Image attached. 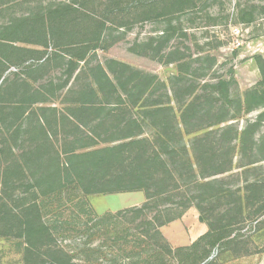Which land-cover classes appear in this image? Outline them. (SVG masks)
Returning <instances> with one entry per match:
<instances>
[{
	"label": "rangeland",
	"instance_id": "obj_1",
	"mask_svg": "<svg viewBox=\"0 0 264 264\" xmlns=\"http://www.w3.org/2000/svg\"><path fill=\"white\" fill-rule=\"evenodd\" d=\"M117 1H122L119 9L123 8V13L119 10L109 12L113 0H0V101L19 97L36 99L28 106L22 131H33L38 127L37 120L44 119L49 135L47 141L37 132L12 136L15 127L6 126L14 117L6 115L8 111L1 114L0 110V195L16 199L27 193L24 187L17 186L14 178L6 185L1 184L4 174L15 173L13 165L20 160L22 150L41 143H53L59 150L78 145L106 146L124 134L113 130L117 118L141 116L139 105L142 100L130 109L120 110L119 117L109 115L101 126L95 110L86 109L80 114L74 109L76 101L88 102V106L95 105L96 101L107 102L102 97V100H96L89 96L88 89L98 65L111 76L113 73L106 64L123 62L131 69L155 74L168 83V79L178 72V62L191 63L197 57L209 55L215 60L210 67L202 65L205 68L192 76L196 83H216L222 79L232 82L230 91L237 89L241 94L260 79L253 57L260 54L264 58V0H210L207 6L200 5L191 13L173 17L170 22L155 18L140 20V17L134 20L132 15L127 16L126 10L131 5L141 4L142 0ZM81 5L84 10L80 12L105 19L106 27L98 45L77 63L70 75L72 64L64 50L69 48H55L53 41L48 46L38 42H43L49 23L53 25L57 15L67 11L64 7L79 8ZM141 11L138 9L139 13ZM126 17L129 24L121 26L119 23ZM233 27L239 29L238 34L233 33ZM167 28H171L169 39L157 51L158 36ZM59 30L60 35L63 33L61 41L68 42L67 30L61 27ZM176 48L175 54L167 56ZM191 64L193 68L199 65L196 61ZM162 93V88L156 89L147 97L146 103L167 101ZM107 99L106 111L114 109L120 102L115 94ZM256 120L259 124L252 135L253 144L243 153L240 132L247 123ZM228 125L234 130L233 137L225 142L215 162L223 163V169L227 170L205 179L217 180L223 192L200 202V211L195 206L196 200H192L179 219L160 228L170 248L164 255L166 264H264V193L256 198L250 188L264 181V157L256 151V144L264 135V108L242 112L234 119L207 127L205 131L220 132ZM106 128L109 130L105 131ZM190 137L192 135L185 139ZM209 140L216 146L222 144L217 138L210 137ZM212 169L209 166L206 173H211ZM185 193L188 197L191 195L187 190ZM75 195L76 192H64L52 197L37 211L54 231L51 246L64 250L74 264H143L155 246L154 238L148 239V247L136 248L127 258L122 251L125 245L113 241V233L105 231L107 226L98 225V222L109 214L115 215L108 223L109 227L114 222H121L123 217L116 216L117 212L141 206L144 193L90 194L83 196L81 201ZM19 210L20 206L13 211ZM201 216H207L214 227L225 226L224 236L213 246L201 241L192 247L201 231L198 227ZM10 224L8 221L0 223V264H37L40 261L37 255L47 260L60 255L49 254L48 246H43L40 253L26 254L25 244L22 238L14 235V230L5 235ZM117 226L121 227L119 223ZM58 258L63 264L65 257Z\"/></svg>",
	"mask_w": 264,
	"mask_h": 264
},
{
	"label": "trees",
	"instance_id": "obj_2",
	"mask_svg": "<svg viewBox=\"0 0 264 264\" xmlns=\"http://www.w3.org/2000/svg\"><path fill=\"white\" fill-rule=\"evenodd\" d=\"M113 1L109 12L119 10L123 13L124 9H119L122 1ZM208 1L210 0H142L141 4L131 5L126 14L136 18L134 20L140 17V20L155 18L170 22L173 17L191 13L200 5L207 6ZM64 9L67 11L57 15L56 23H49L50 26L43 35V42L38 43L48 46L49 42L53 41L55 48L68 47L69 49L64 50L69 54L72 64L71 75L77 63L84 60L102 39L106 20L80 12L84 10L82 5L79 8ZM138 9L142 11L139 13ZM119 24L128 25L129 18L126 17ZM59 27L67 30L68 42L61 41L63 33L59 34ZM170 29H165L158 36L160 44L156 47L157 51L168 41ZM177 51L176 48L167 56ZM253 59L260 79L255 86L241 94L237 89L230 91L232 82L226 80L202 84L195 82L192 76H196L197 72L205 68L202 65L208 64L210 67L214 62L215 59L209 55L197 57L194 61L199 65L194 68L191 64L194 61L178 62V72L168 79V83L160 80L155 74L131 69L123 62H116L111 66L106 64V68L113 73L111 76L101 66H96L88 89L89 96L96 97V100L102 97L107 102L96 101L95 105L88 106V102L76 101L74 109L80 114L86 109L95 110L99 118L98 124L101 126L109 115L117 117L120 110L130 109L142 100L139 105L141 116L130 115L124 120L117 118L113 130L124 134L106 146L78 145L59 150L53 143H41L29 150H22L20 160H16L13 165L15 173L4 174L1 180V184L6 185L9 179L14 178L17 186L24 187L27 192L23 197L16 199L0 195V223L11 222L10 226L7 225L5 235L14 230V235L22 238L26 254L40 253L43 246H48V250H51L49 254L65 257L63 264H74L70 256L65 255L64 250L52 247L54 231L37 213L39 208L48 199L64 192H76L81 201L83 196L90 194L142 191L144 202L141 206L117 212L116 216L123 217L121 222H114L113 226L109 227L108 223L115 217L109 214L101 218L98 225L105 224V231L113 233V241L125 245L122 251L127 254V258L136 248L148 247V239L154 238L155 246L150 249V256L142 262L166 264L164 255L170 252V248L167 247L160 228L179 219L191 206L192 200H196L195 206L200 211V202L223 192L217 180L205 179L209 175L227 170L223 169V163L215 162L221 155L220 151L225 142H229L233 137L234 130L229 125L220 132L205 131L206 128L234 119L242 112L264 108V58L257 54ZM161 88L163 96L168 100L147 104V97ZM113 94L120 102L114 105V109L106 111L107 98ZM35 102L33 97L0 101L1 114L8 111L6 115L14 117L6 126L15 127L12 136H19L21 132L23 135L37 132L48 140L44 119L37 120L38 127L33 128V131H22L28 117V106ZM113 111L117 112L113 114ZM8 120H11V117H8ZM258 124L259 120L247 123L240 132V149L243 153L251 148L252 135ZM190 135L192 137L186 140L185 137ZM210 137L217 138L222 144L216 146L209 140ZM228 150H232L231 147H228ZM256 151L264 157V135L256 144ZM209 166L214 169L211 173H206ZM7 170L11 168L7 167ZM250 188L254 196L259 198L264 193V181L255 183ZM186 190L191 193L189 197L185 193ZM19 206L20 210L14 212ZM128 214L131 216H127ZM200 219L206 223L207 231L198 237L192 247L201 241H207L213 246L224 236L225 226L214 227L207 216H201ZM118 223L121 227L117 226ZM118 228L120 232L117 231ZM37 257L40 259L37 264H62L58 257L49 260L40 258V255Z\"/></svg>",
	"mask_w": 264,
	"mask_h": 264
},
{
	"label": "crops",
	"instance_id": "obj_3",
	"mask_svg": "<svg viewBox=\"0 0 264 264\" xmlns=\"http://www.w3.org/2000/svg\"><path fill=\"white\" fill-rule=\"evenodd\" d=\"M198 222H199L198 227L201 229V231L199 232L200 234L198 236H201L202 234H204L207 231V225L205 223L201 222L200 220H198ZM174 239H175V237H174Z\"/></svg>",
	"mask_w": 264,
	"mask_h": 264
},
{
	"label": "built area",
	"instance_id": "obj_4",
	"mask_svg": "<svg viewBox=\"0 0 264 264\" xmlns=\"http://www.w3.org/2000/svg\"><path fill=\"white\" fill-rule=\"evenodd\" d=\"M232 31H233V33H235V34H238V32H239V29H238V28H236V27H233V28H232Z\"/></svg>",
	"mask_w": 264,
	"mask_h": 264
}]
</instances>
